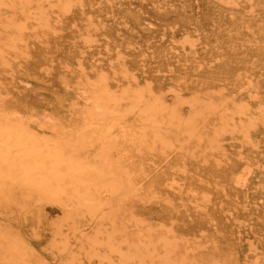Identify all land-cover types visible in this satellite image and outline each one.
Returning a JSON list of instances; mask_svg holds the SVG:
<instances>
[{
  "label": "bare ground",
  "instance_id": "1",
  "mask_svg": "<svg viewBox=\"0 0 264 264\" xmlns=\"http://www.w3.org/2000/svg\"><path fill=\"white\" fill-rule=\"evenodd\" d=\"M58 1L0 0V264H59L58 245L63 250L82 238L92 250L117 252L116 264L242 263L149 219L159 191L154 183L162 182H148V167L160 160L182 174L211 154L222 152L219 164L231 154L232 180L248 201L243 206L264 215V140L254 135L264 124V79L248 84L246 101L209 94L184 100L178 90L170 101L131 78L120 54L110 69L88 71L73 62L75 76L62 80L45 108L36 106L32 69L19 63L29 55L33 27L61 33ZM87 1L65 0V11ZM118 75L126 80L119 85ZM173 176L164 180L171 188L180 183ZM33 207L49 214L50 253L15 224ZM173 247L182 249L178 256Z\"/></svg>",
  "mask_w": 264,
  "mask_h": 264
},
{
  "label": "rangeland",
  "instance_id": "2",
  "mask_svg": "<svg viewBox=\"0 0 264 264\" xmlns=\"http://www.w3.org/2000/svg\"><path fill=\"white\" fill-rule=\"evenodd\" d=\"M249 1L88 0L85 7L76 5L69 13L65 0L58 1L57 14L65 23L61 33L33 27L29 55L19 61L24 70L32 69L33 103L48 105L62 80L75 76L73 62H82L88 71L110 69L120 62V54L131 78L147 82L170 101L173 90L180 91L184 100L209 94L246 101L248 84L264 79V0H254V11ZM83 34L94 41L87 43ZM125 81L117 76V85ZM183 110L189 113L191 106L185 103ZM259 124L254 135L264 140V124ZM221 154H211L182 174H174L160 160L150 164L148 182L158 180L162 185L154 183L159 188L152 212L156 214L149 219H161L177 232L193 234L197 244L207 243L223 259L264 264V215L251 214L243 206L248 202L245 193L232 180L235 158L230 154L219 164ZM173 175L180 183L171 188L167 185L171 181L164 180H172ZM38 208L15 224L39 250L49 252L53 230L49 214L37 212ZM102 240L107 242L108 237L103 235ZM90 246L86 238L71 239L69 248L61 250L58 245L53 256L59 264L119 262L120 255L107 246L98 250ZM123 249L127 250L125 243ZM181 251L173 247L172 255Z\"/></svg>",
  "mask_w": 264,
  "mask_h": 264
}]
</instances>
